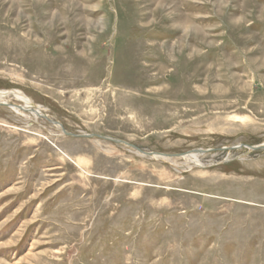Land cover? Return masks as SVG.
I'll use <instances>...</instances> for the list:
<instances>
[{
    "label": "rangeland",
    "instance_id": "rangeland-1",
    "mask_svg": "<svg viewBox=\"0 0 264 264\" xmlns=\"http://www.w3.org/2000/svg\"><path fill=\"white\" fill-rule=\"evenodd\" d=\"M0 264H264V0H0ZM162 159V160H161Z\"/></svg>",
    "mask_w": 264,
    "mask_h": 264
},
{
    "label": "water",
    "instance_id": "water-1",
    "mask_svg": "<svg viewBox=\"0 0 264 264\" xmlns=\"http://www.w3.org/2000/svg\"><path fill=\"white\" fill-rule=\"evenodd\" d=\"M42 117L45 118L47 121H49L51 124H53L55 126H60L61 127V130L60 131L62 132V135L66 136V137L83 138V139H100V140H106V141H110V142L116 143V144L121 145V146H126V147H129L131 149H134L138 153H140L142 155H145V156L155 157V156L158 155L156 153L142 151L141 149H138V148H136L135 146H133L131 144H128L126 142H123L121 140H117V139H114V138L108 137V136L93 135V134H73V133H69V132H67L64 129V127L61 125V123H59L57 121H53L51 119H48L45 115H43ZM252 149L253 150H257V149L264 150V145H262L260 147H257V148H252ZM208 152L209 151H204V150H194V151L189 152V153H186V154H179V155H161V154H159V155L160 156H163V157H185V156L190 155L192 153L193 154H196V155H199V154H206Z\"/></svg>",
    "mask_w": 264,
    "mask_h": 264
},
{
    "label": "bare ground",
    "instance_id": "bare-ground-1",
    "mask_svg": "<svg viewBox=\"0 0 264 264\" xmlns=\"http://www.w3.org/2000/svg\"><path fill=\"white\" fill-rule=\"evenodd\" d=\"M9 96H13L12 98H15L20 103H23L25 105L26 109L31 112V115L32 116H27V118H31V117L34 116L33 118L38 119L39 117H42L43 116L41 107L38 106V105H36L32 99H30L28 96H26L24 93H22L20 91H14L13 90V91H3V92H0V106H2V105L9 106L8 103L6 102V99ZM9 107L12 108V106H9ZM54 127L58 131L61 130V127L60 126H55L54 125ZM60 135H62V132H61ZM62 136H64V135H62ZM154 158H157V160L159 158L167 159V158H165L163 156H160L159 154L157 156H155ZM183 158L189 159L191 161H197L198 155L192 153V154L187 155V156H185Z\"/></svg>",
    "mask_w": 264,
    "mask_h": 264
}]
</instances>
